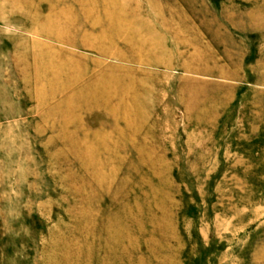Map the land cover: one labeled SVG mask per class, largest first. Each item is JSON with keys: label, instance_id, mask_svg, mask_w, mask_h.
<instances>
[{"label": "rangeland", "instance_id": "obj_1", "mask_svg": "<svg viewBox=\"0 0 264 264\" xmlns=\"http://www.w3.org/2000/svg\"><path fill=\"white\" fill-rule=\"evenodd\" d=\"M0 264H264V0H0Z\"/></svg>", "mask_w": 264, "mask_h": 264}, {"label": "bare ground", "instance_id": "obj_2", "mask_svg": "<svg viewBox=\"0 0 264 264\" xmlns=\"http://www.w3.org/2000/svg\"><path fill=\"white\" fill-rule=\"evenodd\" d=\"M51 36H52V35H50V36H46V38H49V39H50ZM56 37H57V36H56ZM56 37H55V38H56ZM51 39H52V38H51ZM60 41L63 42L62 40H60ZM36 76H37V75H36ZM36 76H35V77H36Z\"/></svg>", "mask_w": 264, "mask_h": 264}]
</instances>
